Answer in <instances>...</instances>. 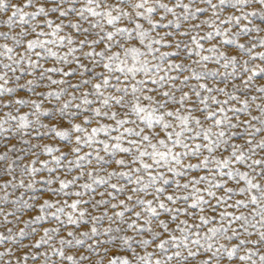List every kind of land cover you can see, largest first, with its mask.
Returning a JSON list of instances; mask_svg holds the SVG:
<instances>
[{"label":"snow or ice","instance_id":"6c2138e0","mask_svg":"<svg viewBox=\"0 0 264 264\" xmlns=\"http://www.w3.org/2000/svg\"><path fill=\"white\" fill-rule=\"evenodd\" d=\"M0 264H264V0H0Z\"/></svg>","mask_w":264,"mask_h":264}]
</instances>
